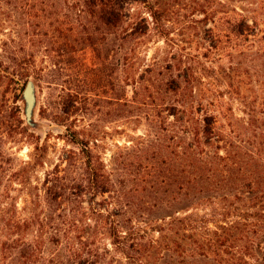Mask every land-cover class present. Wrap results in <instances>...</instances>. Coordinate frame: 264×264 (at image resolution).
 Masks as SVG:
<instances>
[{"label":"trees","instance_id":"trees-1","mask_svg":"<svg viewBox=\"0 0 264 264\" xmlns=\"http://www.w3.org/2000/svg\"><path fill=\"white\" fill-rule=\"evenodd\" d=\"M131 2L143 3L155 30L166 32L170 13L157 0H71L65 2L69 13L56 20V41L49 38L47 28L42 36L49 40L40 41L38 46L44 47V53L54 49L58 53L51 60L46 79L54 85L51 90L61 113L68 117L79 111L77 106L82 102L93 106L100 102L113 104L118 117H129L134 107L127 87L130 83L150 82L153 89H143L151 101L141 104L149 103L158 109L159 117L164 115L160 128L164 136L158 151L153 149L152 159L156 162L150 167L155 172L157 158L161 157L162 180L149 174L146 187L133 189L126 202H85L86 194L111 193L116 185L95 164L89 147L91 138L68 127V141L79 148L86 170L73 179L67 170L47 174L39 188L44 216L24 218L16 203L0 204V264H111V248L129 263H143L148 252L160 249L169 239L166 246L170 249L173 244L172 253H177L180 264L187 263L190 250L203 264L209 259L220 260L218 264H264V0H205L198 10L204 28L209 22L213 24L205 30L212 49L219 50L224 39L232 49L241 46L251 52L256 47L261 78L258 142L250 150L234 136L232 125L221 121L222 117L230 120L223 110L222 96H204L197 107L186 106V96L193 94L189 85L201 79L194 65L183 69V62L178 60L158 68L154 62L138 81L127 75L133 51L129 45L150 31L145 17L134 19L129 13ZM13 43L14 40H4L0 45V79L34 64L32 54L14 55ZM29 46L31 49L36 45L30 42ZM88 49L93 56L90 66L80 55ZM111 50H116L117 59L108 62ZM108 65L111 72L104 76ZM67 67L78 78L83 74L84 86L68 88ZM108 77L113 82L110 98L106 91H100L110 85ZM26 83L19 89L17 101H22ZM139 95L138 91L135 98ZM14 112L12 108V117ZM14 121L13 125L0 124V144L27 133L23 120ZM14 163L15 156L0 147V188L22 174ZM141 166L142 163L137 169ZM203 199L209 203L203 214L177 211L155 224L160 240L148 234L151 219L147 217L162 207L184 204V210ZM38 230L40 234L36 236Z\"/></svg>","mask_w":264,"mask_h":264},{"label":"rangeland","instance_id":"rangeland-1","mask_svg":"<svg viewBox=\"0 0 264 264\" xmlns=\"http://www.w3.org/2000/svg\"><path fill=\"white\" fill-rule=\"evenodd\" d=\"M66 1L71 0H0V45L4 40H14L12 50L14 55L34 56V64L0 79V124L13 125L14 120L20 118L24 121L23 127L27 130L25 135H16L14 137L16 139L8 138L6 144H0L3 151L15 156L14 166L22 171L19 177L12 181L8 180L0 188V204L16 203L19 215L24 218L46 214L42 212L44 202L39 188L48 173L58 171L62 174L63 170H67V175L73 179L82 176L86 170L85 160L79 148L68 141L70 134L68 127L71 131L81 130L86 137L91 138H88L89 147L94 155L95 164L101 167L105 175L116 185L115 191L111 193L98 196L86 194L83 197L85 202L90 200L97 203H105L104 200L115 203L126 202L133 194V189L146 187L149 174L153 173L159 182L162 180L159 172L162 168L161 157L157 158L155 172L151 169V165H155L156 162L152 159L153 149L156 148L158 151V144L164 136L160 129L163 126L164 115L159 117L158 109L156 111L149 103L141 104L146 100L151 101L143 89L145 86L153 89L149 81L144 85L130 83L131 85L127 87V96L134 107L129 117H118L113 104L102 102L97 106L82 102L77 106L79 111L70 117L63 115L60 107L57 106L51 90L54 85L46 79V74L52 65L51 60L57 58L58 53L55 49L54 52L50 50L49 54L44 53V47L39 48L38 43L49 40L42 36L47 28H49V38L56 41L54 35L56 20L70 11L65 5ZM157 1L165 4L170 13V19L166 21L164 28L166 32L163 33L155 30L143 3L129 4L128 9L132 17L134 19L137 16L145 17L150 31L146 36L129 45L133 51L129 55L130 66L126 70L127 75L138 81L140 74L154 62H157L158 67L181 60L183 69L190 64L194 65L201 79L196 85H189L193 94L192 97L186 96L184 100L186 106L190 107L193 104L197 107L198 102L204 100V96L210 98L213 94L222 96L223 110L229 114L230 120L222 117L221 121L229 122L234 136L245 144L248 150L252 149L258 142V85L261 82L256 47L251 52L241 46L232 49V44L224 39V44L219 50L212 49L205 30L212 28L213 24L209 22L204 28L200 22L203 16L198 14L199 4H203L205 0ZM43 9L45 12L42 13ZM30 42L35 43L36 46L30 49ZM116 54V50H111L108 62L117 59ZM80 55L84 64L90 66L93 58L91 51L85 50ZM85 71L86 69H83V73ZM65 72L68 88L83 85L86 79L83 74L82 78H78L68 67ZM104 72V76L111 72L109 65ZM108 78L110 85L100 91H106L107 98H110L113 82L112 78ZM30 79L37 87V107L34 114L36 128L26 124L23 93L22 101H17L19 89ZM138 91L140 95L136 99L135 94ZM12 108L15 111L14 117L11 116ZM15 132L17 133V130ZM140 163L142 166L139 170L137 168L140 167ZM171 189L173 190L174 187L171 186ZM38 195L41 197L38 198ZM135 195L136 193L133 196ZM140 195L144 196L142 193ZM184 206L182 204L172 208L162 207L156 214L147 217L151 219L148 234L160 240L159 233L154 231L157 222L160 224L163 219L177 211L180 212L179 214L188 210L203 214L209 208V203L203 199L182 210ZM35 230L36 228L29 235L30 238L34 236ZM39 232L40 230L35 235H39ZM105 242L109 243L108 240ZM166 243H163L160 249L148 252L143 263H129L123 255L111 248V256L114 257L111 264H180L177 253L175 255L172 253L173 244H170L171 247L168 249ZM187 253L188 260L185 264H203L199 262L200 257L195 259L193 251ZM206 263L218 264L220 260L209 259Z\"/></svg>","mask_w":264,"mask_h":264},{"label":"water","instance_id":"water-1","mask_svg":"<svg viewBox=\"0 0 264 264\" xmlns=\"http://www.w3.org/2000/svg\"><path fill=\"white\" fill-rule=\"evenodd\" d=\"M22 100L25 104L24 115L25 121L31 128H36L34 114L37 107V87L33 80H28L22 94Z\"/></svg>","mask_w":264,"mask_h":264}]
</instances>
